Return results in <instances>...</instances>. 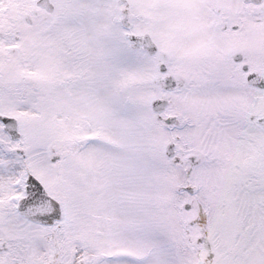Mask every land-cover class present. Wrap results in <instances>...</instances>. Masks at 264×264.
Masks as SVG:
<instances>
[{"label":"snow or ice","instance_id":"1","mask_svg":"<svg viewBox=\"0 0 264 264\" xmlns=\"http://www.w3.org/2000/svg\"><path fill=\"white\" fill-rule=\"evenodd\" d=\"M0 264H264V0H0Z\"/></svg>","mask_w":264,"mask_h":264}]
</instances>
